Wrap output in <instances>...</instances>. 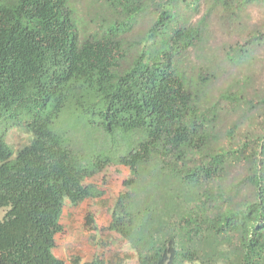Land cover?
Listing matches in <instances>:
<instances>
[{
  "label": "trees",
  "instance_id": "trees-1",
  "mask_svg": "<svg viewBox=\"0 0 264 264\" xmlns=\"http://www.w3.org/2000/svg\"><path fill=\"white\" fill-rule=\"evenodd\" d=\"M254 5L0 0V264H65L63 209L102 195L92 180L112 165L128 175L109 229L131 250L71 264H264ZM212 16L238 33L218 62ZM13 128L29 137L17 150Z\"/></svg>",
  "mask_w": 264,
  "mask_h": 264
},
{
  "label": "rangeland",
  "instance_id": "rangeland-1",
  "mask_svg": "<svg viewBox=\"0 0 264 264\" xmlns=\"http://www.w3.org/2000/svg\"><path fill=\"white\" fill-rule=\"evenodd\" d=\"M200 10L193 17V20L202 14L203 6ZM246 11L248 14L245 15V18L249 17L250 22L259 21L261 23L264 21V5L250 6ZM212 21L211 42L203 52L207 60L212 61L213 59L218 62L221 57L220 50L222 51L223 48L219 49L218 52L215 48L224 41L232 43L238 38V33L230 29L227 23L218 17L213 18L212 16ZM212 51L216 52V55L213 56ZM258 56L260 57V64L255 67V83L264 82V47L259 50ZM220 136L226 138L223 133H220ZM28 138V134L24 131L13 128L8 132L6 141L14 150H17L27 143ZM127 175V169L122 166H108L92 180L102 186V195L97 198H87L75 205L66 203L61 216L63 229L57 234L56 246L53 249L54 254L62 258L65 264H71L74 257L86 261L94 256L107 259L114 253L130 252L131 249L126 241L109 229L110 208L116 195L123 190L122 180ZM87 215L93 218L89 223L85 218ZM134 263V260H128L124 264Z\"/></svg>",
  "mask_w": 264,
  "mask_h": 264
}]
</instances>
